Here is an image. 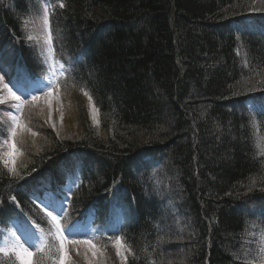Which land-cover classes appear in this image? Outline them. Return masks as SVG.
<instances>
[{
	"label": "trees",
	"instance_id": "obj_1",
	"mask_svg": "<svg viewBox=\"0 0 264 264\" xmlns=\"http://www.w3.org/2000/svg\"><path fill=\"white\" fill-rule=\"evenodd\" d=\"M35 2L0 0V47L23 48ZM54 5L56 54L73 66L69 93H87L98 125L80 114L79 135L41 139L12 172L0 162V206L12 195L34 217L20 177L58 183L56 168L80 153L85 173L69 214L92 207L100 227L109 201L125 208L122 228L98 248L119 236L127 264H259L264 112L245 102L264 96V37L231 28L264 16L254 0Z\"/></svg>",
	"mask_w": 264,
	"mask_h": 264
},
{
	"label": "rangeland",
	"instance_id": "obj_2",
	"mask_svg": "<svg viewBox=\"0 0 264 264\" xmlns=\"http://www.w3.org/2000/svg\"><path fill=\"white\" fill-rule=\"evenodd\" d=\"M255 8L257 11L261 12L264 15V0H254ZM44 16L45 12L41 10V7L38 5L33 9V14L29 15L28 19L25 22V29L27 39L40 48V50L45 51L46 55L49 52L47 33H46V25L44 24ZM249 19H244V22H248ZM264 26L258 28V30H263ZM31 38V39H30ZM10 52V51H9ZM13 54L9 53L8 57H12ZM83 93V92H82ZM79 92H72V94L66 95L65 92L54 93L51 98V103L45 102V100H39L31 103L30 105H26L22 109H17L15 107L16 102L11 101L8 98L7 88L5 85L0 83V97H3L7 102L4 104H0V138L2 141L0 142V147L4 148V151H7V148L3 146V141L9 138V131L12 128V117L16 116L20 119L23 124V128L17 130V134L15 136V144L17 147L18 155L14 158V163L10 165V167L14 168V170L22 163V158L25 156L24 152L38 153L39 147H42L41 143H45V141L41 142V139H49L52 136L58 137H75L79 135L77 131H79V126L77 124L78 119L80 118V114L84 117L89 118L90 124L95 125L98 121L95 118V114H97L92 108L88 96ZM246 108L249 111L254 112L261 110L259 107L256 109L252 108L251 100H248L245 104ZM97 116V115H96ZM47 138V139H46ZM7 159V157H5ZM2 163V162H1ZM3 164V163H2ZM3 166H5L3 164ZM8 168V167H7ZM9 169V168H8ZM34 174H30L26 179L33 177ZM45 202H50L49 206H53L54 201L48 197L44 198ZM63 204L57 205L56 208L58 212L61 211ZM114 212H117V208L113 209ZM66 215V225L64 229H68L69 227H75V223L73 225H69V218L67 216V212H63ZM48 217V216H47ZM46 220L43 217L44 225L46 226V231L48 233L42 234L40 239H38L34 244L37 246L41 243H46L47 248H51L52 251H55V247L57 245L56 236L57 229L51 220L50 217ZM75 231H72L74 233ZM66 237V236H65ZM70 238V237H67ZM11 236H7L6 241H9ZM260 254H259V264H264V235L260 238ZM72 240V239H71ZM11 242V241H9ZM12 243V242H11ZM14 243V242H13ZM15 246H19L16 242ZM14 247V246H13ZM13 247L4 246V249L8 251L1 253L6 260H8L7 264H15L14 255L11 254V249ZM47 248L43 256L46 258L47 256ZM68 254L71 258V264H87V260L85 259V255L89 259H92V253L86 249L83 245H68ZM102 251V255L97 253L95 259L98 262H102V264H112L116 263L114 255H116V249L111 247L107 250L103 248H99ZM122 252L125 254V249H122ZM36 260H41V257H35ZM45 264H50V261L45 259Z\"/></svg>",
	"mask_w": 264,
	"mask_h": 264
},
{
	"label": "snow or ice",
	"instance_id": "obj_3",
	"mask_svg": "<svg viewBox=\"0 0 264 264\" xmlns=\"http://www.w3.org/2000/svg\"><path fill=\"white\" fill-rule=\"evenodd\" d=\"M60 8H64L65 4L60 3ZM48 16L45 12L44 16V24L48 25ZM31 39V38H30ZM0 71H3V67L0 66ZM4 77L0 76V82H3ZM9 84L12 85V87H8V84H5V87L7 88V94L8 98L11 101H15V107L17 109H22L24 106L25 101L21 99L22 96H26L29 91H40L41 88L38 85H32L29 86L27 83H20L19 81L13 82L11 80L8 81ZM47 87V85H45ZM13 89H16L15 91ZM17 92H20V95H17ZM53 92L52 89L49 88L47 92L43 94V96L39 95H33L32 96V102H36L39 100H45V102L51 103ZM87 95V93H85ZM91 99V98H90ZM252 108L256 109L259 107L262 112H264V97H250ZM7 101L0 97V104H4ZM12 128L9 131V138L5 141H3V146L7 148V151H4L3 147H0V162H2L5 167L9 168V171L12 172L14 169L10 167L14 163V158L18 155L17 147L15 144V136L17 134V130L23 128V124L21 123L20 119L16 116L12 117ZM7 157V159H5ZM251 191V189H250ZM118 199V198H116ZM116 199H114V203L116 202ZM45 208H48V205H44ZM61 211H63V208H61ZM57 215H52V212H48V216L53 221L56 229H57V236L56 241L57 245L55 247V251L53 252L51 248H47L46 243H41L38 246L36 244H29L28 247H25L24 244H20L19 246H14L11 249V254L14 255L15 258V264H45V259L47 261H50V264H71V258L68 254V245H83L86 247L88 251L92 253V259H89L87 255H85V259L87 260V264H98L95 257L97 253L103 254L102 251L97 247L96 244H94L91 240L88 239H72L69 240L65 237L63 232L60 231V222L57 219ZM71 227L69 229H65L64 232H70ZM27 243V241H25ZM113 247L116 249V255L120 258L121 264H127V257L124 252H122V249L125 248V244L121 237L117 236L115 240L113 241ZM31 248H35L36 251L30 250ZM47 248V256L41 257V260H36L35 257L37 254H43L45 253ZM8 251L7 249L0 248V253H4ZM99 264H102V262H99Z\"/></svg>",
	"mask_w": 264,
	"mask_h": 264
},
{
	"label": "bare ground",
	"instance_id": "obj_4",
	"mask_svg": "<svg viewBox=\"0 0 264 264\" xmlns=\"http://www.w3.org/2000/svg\"><path fill=\"white\" fill-rule=\"evenodd\" d=\"M7 15H3V18L6 19Z\"/></svg>",
	"mask_w": 264,
	"mask_h": 264
}]
</instances>
